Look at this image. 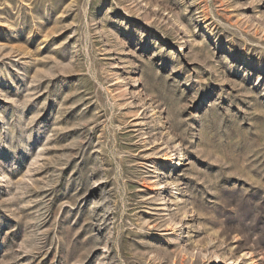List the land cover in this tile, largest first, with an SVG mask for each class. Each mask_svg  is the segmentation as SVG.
Masks as SVG:
<instances>
[{
    "label": "rangeland",
    "instance_id": "obj_1",
    "mask_svg": "<svg viewBox=\"0 0 264 264\" xmlns=\"http://www.w3.org/2000/svg\"><path fill=\"white\" fill-rule=\"evenodd\" d=\"M264 264V0H0V264Z\"/></svg>",
    "mask_w": 264,
    "mask_h": 264
},
{
    "label": "bare ground",
    "instance_id": "obj_2",
    "mask_svg": "<svg viewBox=\"0 0 264 264\" xmlns=\"http://www.w3.org/2000/svg\"><path fill=\"white\" fill-rule=\"evenodd\" d=\"M218 263H219V260L216 261V264H218Z\"/></svg>",
    "mask_w": 264,
    "mask_h": 264
}]
</instances>
